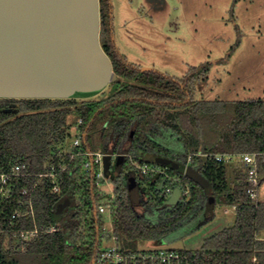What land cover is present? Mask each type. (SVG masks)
Segmentation results:
<instances>
[{
	"label": "trees",
	"instance_id": "1",
	"mask_svg": "<svg viewBox=\"0 0 264 264\" xmlns=\"http://www.w3.org/2000/svg\"><path fill=\"white\" fill-rule=\"evenodd\" d=\"M98 1L99 43L116 80L89 99H0V163L24 159L33 164V170H41L52 151L70 138V127L79 118L85 132L83 149L130 152L138 163L148 164H156L142 158L148 150L154 158L165 157L183 165L189 155H196L189 167L208 181L210 190L166 168L169 176L181 179L172 186L189 190V198L183 197L176 206L164 205L162 190H156L162 179L158 175L139 174L146 184L140 189L134 177L135 185H126L128 175L123 176L122 168L115 172L113 225L118 244L124 236L130 242L146 239L158 243L188 225L194 226L191 231L198 230L213 219L205 212L208 200L219 192L227 206L235 207L234 219L205 238L198 250L188 252L194 264H264V202L249 198L247 168L241 162L230 167V162L219 163L213 158L217 154L259 153L256 167L260 184L264 179V100L194 101L193 80L206 74L209 63L190 70L182 79L127 64L112 40L108 0ZM161 129L176 136L183 156L156 141ZM198 154L210 157L202 163ZM71 170V175L63 174L59 194L51 192L46 183L36 188L33 207L41 230L36 239L20 249L9 235L0 234V264L90 263L102 245V219L94 212L97 196L93 178L81 176L75 166ZM231 170L232 180L228 181ZM66 199L71 205L67 217L59 221V230L43 232L56 224L55 208ZM144 202L147 208L143 211ZM15 222L17 227H31L24 219Z\"/></svg>",
	"mask_w": 264,
	"mask_h": 264
},
{
	"label": "rangeland",
	"instance_id": "2",
	"mask_svg": "<svg viewBox=\"0 0 264 264\" xmlns=\"http://www.w3.org/2000/svg\"><path fill=\"white\" fill-rule=\"evenodd\" d=\"M108 5L112 40L127 64L182 79L190 70L209 63L206 74L193 80L194 101L264 100V0H108ZM169 138L171 147L178 148L176 136L171 134ZM171 147L166 148L171 151ZM178 153L183 156V149ZM238 162L232 161L229 166ZM114 163L112 160L108 174L111 182L117 178ZM122 174L132 175L137 187L145 188L144 178L125 160ZM232 176L231 170L228 181ZM211 198L215 205L205 214L215 216L216 221L224 219L223 228L234 219V211L222 200L221 193L215 192ZM255 200L264 202V179ZM142 205L144 211L147 204ZM101 219L109 230L111 222L106 216ZM211 224L195 231H191L193 225L180 228L167 235L160 246L146 239L130 242L125 236L119 244L122 249L135 251L162 248L194 252L216 230Z\"/></svg>",
	"mask_w": 264,
	"mask_h": 264
},
{
	"label": "water",
	"instance_id": "3",
	"mask_svg": "<svg viewBox=\"0 0 264 264\" xmlns=\"http://www.w3.org/2000/svg\"><path fill=\"white\" fill-rule=\"evenodd\" d=\"M99 32L98 0H0V99H89L99 95L116 80L100 46ZM123 161V157L116 159V173ZM152 161L210 190L208 181L190 167L165 157ZM103 164L108 175L109 157ZM164 183L163 178L156 190H162ZM179 196L180 189L175 187L164 204L176 206ZM70 203L66 199L56 206L55 221H60ZM213 206L210 198L207 211Z\"/></svg>",
	"mask_w": 264,
	"mask_h": 264
},
{
	"label": "built area",
	"instance_id": "4",
	"mask_svg": "<svg viewBox=\"0 0 264 264\" xmlns=\"http://www.w3.org/2000/svg\"><path fill=\"white\" fill-rule=\"evenodd\" d=\"M75 135L72 136V132ZM70 138H66L64 145L52 151L50 156L43 162L42 169L33 170L30 162L24 159H11L7 163H0V234H7L13 242L24 249V246L30 241L36 239L41 230L35 222L33 207V195L38 185L48 184L51 192L60 193V187L63 180V174L69 172L75 166L81 176L90 175L93 178L97 201L94 212L98 216H106L111 222V228L108 230L105 225L101 227L102 245L93 255L89 264H194V260L187 251H176L171 249L154 248L151 250L129 251L122 249L118 244V239L114 233L113 214L115 211V201L117 195L114 190V184L108 175L105 174L103 160L105 157L111 162L118 157H123L125 161L139 172L141 175L156 174L165 183L162 188V198L168 199L172 191L177 186L172 184L180 182V178L171 177L167 174L166 168L158 164L138 163L135 155L130 152H102L90 151L82 148V139L85 136L83 131V121L81 118L70 127ZM196 155H189L186 159L185 167L193 162ZM202 163L210 155L198 154ZM259 153H245L241 155L217 154L213 156L219 163L239 161L247 168L246 181L250 184L248 196L255 200L259 186V176L257 174L256 160ZM235 159V160H234ZM75 161L79 163L74 165ZM168 182L169 183L168 185ZM105 187V190L103 189ZM189 198L188 188L180 190L179 202L182 198ZM164 200V201H165ZM11 205V210L9 206ZM71 205V203H70ZM165 205V204H164ZM167 206V205H166ZM234 211L235 207H231ZM67 209L62 214L60 220L67 217ZM24 219L31 222V227L21 228L16 226V220ZM56 224L45 227L42 231L45 233H55L59 230V221Z\"/></svg>",
	"mask_w": 264,
	"mask_h": 264
},
{
	"label": "crops",
	"instance_id": "5",
	"mask_svg": "<svg viewBox=\"0 0 264 264\" xmlns=\"http://www.w3.org/2000/svg\"><path fill=\"white\" fill-rule=\"evenodd\" d=\"M165 132H166L165 129L159 130L158 133H157V136H156V141L158 143H160L162 146L169 147L170 148L172 146V140L169 138V136L171 134L168 133V132L167 133H165ZM166 144H168V146H166ZM178 144H179V147L178 148H172L171 147V152L172 153H176L179 156L180 154L178 153V151H179V148H182V145L179 142H178ZM174 147H176V146H174ZM146 155L149 156V159H146ZM142 158L143 159L145 158L146 161H151V160L154 159V154H153V152H151V151L148 150V151H146V154L145 155H142ZM126 178H127L126 181H125L126 182V185L127 186L129 185V187L132 188L133 185H135V182L132 181V180H134L133 179V176L132 175H128ZM224 211L227 212L226 210H224ZM150 218H152V217L150 216ZM221 220L224 221V219H219V220L217 219V221H216L215 220V216H214L213 219L208 222L209 224L212 223L211 226H214V228L216 229L212 234L220 231L221 229L225 228L227 225L231 224V221L228 220V224L226 226H224L223 228H221L222 225L224 224V223L221 222ZM210 235L211 234H208V236H210Z\"/></svg>",
	"mask_w": 264,
	"mask_h": 264
}]
</instances>
